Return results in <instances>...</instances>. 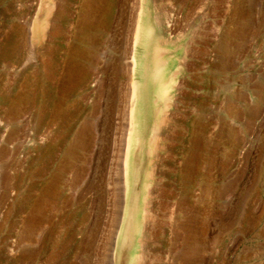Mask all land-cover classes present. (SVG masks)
<instances>
[{
    "label": "rangeland",
    "instance_id": "374dc122",
    "mask_svg": "<svg viewBox=\"0 0 264 264\" xmlns=\"http://www.w3.org/2000/svg\"><path fill=\"white\" fill-rule=\"evenodd\" d=\"M0 264H264V0H0Z\"/></svg>",
    "mask_w": 264,
    "mask_h": 264
},
{
    "label": "bare ground",
    "instance_id": "6f19581e",
    "mask_svg": "<svg viewBox=\"0 0 264 264\" xmlns=\"http://www.w3.org/2000/svg\"><path fill=\"white\" fill-rule=\"evenodd\" d=\"M142 8V7H141ZM51 10V9H50ZM142 10V9H141ZM143 11V10H142ZM147 11V10H146ZM141 13V12H140ZM139 13V14H140ZM144 13H145V11H144ZM138 14V15H139ZM141 15H142V13H141ZM139 17V16H138ZM141 17V16H140ZM143 18V17H142ZM140 19V18H139ZM138 23H136V25H137ZM142 25V24H141ZM138 26V25H137ZM142 27V26H141ZM148 29V28H147ZM150 30V29H149ZM153 30V29H152ZM137 31V30H136ZM135 31V33H134V39H135V37H137V36H135L136 34H137V32ZM147 31V30H146ZM154 32V31H153ZM152 32V33H153ZM150 33H151V31H150ZM151 33V34H152ZM140 34H142V33H140ZM138 35V34H137ZM143 35V34H142ZM141 35V36H142ZM145 35V34H144ZM143 35V36H144ZM140 36V35H139ZM146 36V35H145ZM150 36V35H149ZM145 38H147V36L145 37ZM141 39H143V38H141ZM135 49V48H134ZM159 49V48H158ZM136 50V49H135ZM154 50V49H153ZM163 50V49H162ZM133 51V50H132ZM163 53V52H162ZM165 53V52H164ZM161 55V54H160ZM134 57V56H133ZM162 58V57H161ZM136 60V59H135ZM134 60V62H133V65L135 64L136 65V61ZM152 61H153V59H152ZM131 63V62H130ZM132 64V63H131ZM130 64V65H131ZM143 66V65H142ZM136 67V66H135ZM152 67V66H151ZM144 68V67H143ZM146 70V69H145ZM163 74V73H162ZM135 75V74H134ZM159 75V74H158ZM165 76V75H164ZM133 77H135V76H133ZM137 78V77H136ZM148 78H149V75H148ZM151 78V77H150ZM164 78V77H163ZM155 79V78H154ZM153 79V80H154ZM162 79V78H161ZM145 80V79H144ZM174 80V79H173ZM146 81V80H145ZM144 81V82H145ZM149 81V80H148ZM151 81V80H150ZM157 81V80H156ZM152 82V81H151ZM143 84V83H142ZM146 84H147V81H146ZM145 84V85H146ZM144 85V86H145ZM156 85H158V84H156ZM144 86H141L142 88L144 87ZM150 86V85H149ZM140 87V88H141ZM146 87V86H145ZM153 87V86H152ZM139 88V89H140ZM140 89V91L138 90V86L136 85V83L134 82L133 83V86H132V97L130 98V133H129V136L130 137H128L127 138V145H126V151H125V163H124V176H125V184L127 185V182H128V178H130V177H128V163H129V145H130V139H131V132L133 131V124H135V123H133L134 122V118H135V110H136V107H137V99H138V97L140 96V95H143V94H146L147 93V91H149V90H147L146 91V93H145V88H143V89ZM150 88V87H149ZM157 88V87H156ZM165 88H166V84L164 83V81H162L161 82V84L159 85V87H158V90L156 89V93H161L162 95H163V91L165 90ZM150 91H152V90H150ZM154 95V94H153ZM160 95V94H159ZM146 96V95H145ZM152 96V95H151ZM155 97V96H154ZM157 97H159V96H157ZM157 97H155V98H157ZM144 99H145V97H143ZM142 98V99H143ZM148 99V98H147ZM141 100V99H140ZM145 101H146V99H145ZM144 101V102H145ZM143 102V101H142ZM147 103H148V100L146 101ZM146 102H145V104H146ZM158 102V101H157ZM140 103V102H139ZM153 104V103H152ZM151 104V105H152ZM140 107V106H139ZM154 107V106H153ZM152 107V108H153ZM147 108V107H146ZM129 110V109H128ZM147 112V111H146ZM137 117H138V115H137ZM129 120V119H128ZM136 127V126H135ZM137 129H138V127H137ZM138 134V133H137ZM137 136V135H136ZM142 136V135H141ZM138 138H139V136H137ZM137 138V139H138ZM139 140V139H138ZM142 140V139H141ZM134 141V140H133ZM135 142V141H134ZM139 141H137V143H138ZM140 143V142H139ZM138 145V144H137ZM132 148H135V147H132ZM139 149V146L137 147V149L136 150H138ZM135 152H137V151H135ZM134 152V153H135ZM135 154H137V153H135ZM133 163V162H132ZM135 163H133V165H134ZM129 172H130V170H129ZM125 185V186H126ZM124 189V188H123ZM129 191V190H128ZM126 195V194H125ZM125 199V198H124ZM127 200V199H126ZM127 205V204H126ZM125 206V205H124ZM126 208V207H125ZM125 210V209H124ZM122 229V228H121ZM121 232V231H120ZM119 242V241H118ZM116 250H117V248H116ZM117 257V256H116Z\"/></svg>",
    "mask_w": 264,
    "mask_h": 264
}]
</instances>
